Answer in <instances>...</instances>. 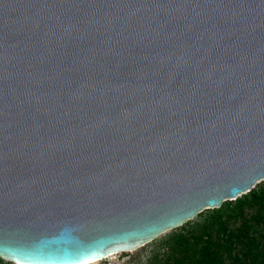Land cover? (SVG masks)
Listing matches in <instances>:
<instances>
[{
    "label": "water",
    "instance_id": "water-1",
    "mask_svg": "<svg viewBox=\"0 0 264 264\" xmlns=\"http://www.w3.org/2000/svg\"><path fill=\"white\" fill-rule=\"evenodd\" d=\"M264 180V0H0V259L131 253Z\"/></svg>",
    "mask_w": 264,
    "mask_h": 264
},
{
    "label": "trees",
    "instance_id": "trees-1",
    "mask_svg": "<svg viewBox=\"0 0 264 264\" xmlns=\"http://www.w3.org/2000/svg\"><path fill=\"white\" fill-rule=\"evenodd\" d=\"M149 245L143 264H264V180Z\"/></svg>",
    "mask_w": 264,
    "mask_h": 264
},
{
    "label": "rangeland",
    "instance_id": "rangeland-1",
    "mask_svg": "<svg viewBox=\"0 0 264 264\" xmlns=\"http://www.w3.org/2000/svg\"><path fill=\"white\" fill-rule=\"evenodd\" d=\"M145 246H143L145 250L141 249L143 247H140L131 253L112 255L106 259L91 264H143L147 252L151 249V245H149L148 248Z\"/></svg>",
    "mask_w": 264,
    "mask_h": 264
}]
</instances>
